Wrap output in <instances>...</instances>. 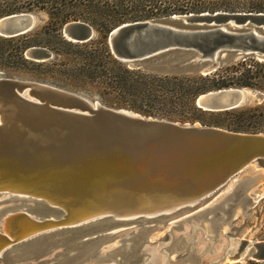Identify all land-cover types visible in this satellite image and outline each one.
<instances>
[{"label":"water","instance_id":"95a60500","mask_svg":"<svg viewBox=\"0 0 264 264\" xmlns=\"http://www.w3.org/2000/svg\"><path fill=\"white\" fill-rule=\"evenodd\" d=\"M35 23L29 12L3 15L0 35L24 33ZM62 33L83 42L93 29L70 21ZM107 41L115 57L129 65L205 75L246 55L264 61V12L214 11L124 22L109 31ZM25 55L43 60L49 53L30 47ZM253 100L256 94L248 88L224 87L199 94L195 103L203 110L224 111ZM0 119V192L25 206L16 211L0 207V264H158L150 239L161 215L197 202L250 163L264 172V132L144 116L33 81L0 76ZM136 173L146 177L143 187L187 178L197 189L163 208L129 212L107 192L92 194L105 186L117 192L115 184ZM96 177L109 184H97ZM56 181L58 188L47 187ZM262 195L236 190L222 199L252 203ZM178 236L188 249L187 232ZM114 240L120 246L115 252L107 247ZM229 241L226 248L209 251L204 261L264 262V239ZM114 255L119 257L110 262Z\"/></svg>","mask_w":264,"mask_h":264},{"label":"rangeland","instance_id":"374dc122","mask_svg":"<svg viewBox=\"0 0 264 264\" xmlns=\"http://www.w3.org/2000/svg\"><path fill=\"white\" fill-rule=\"evenodd\" d=\"M28 12L36 17L35 26L31 30L39 31L48 19L47 13L43 10ZM91 28L93 29L91 38H96V31L93 27ZM62 29L63 26L60 28V32ZM62 35L63 33H61ZM64 37L66 36L63 35ZM34 39L47 45L44 50L49 55L43 60H34L32 63H23L13 68L1 67V77L26 79L46 84L77 94L92 103L98 102L107 107L121 108L144 116L179 123L219 126L233 131L264 132V121L244 120L238 113V110L253 107L264 99V94L257 89L245 87L255 92L256 100L233 108V111L224 113L223 111H207L199 107V109H194L189 102L181 99L180 95L166 92L170 83L159 78L165 74L170 76L169 72L142 67L138 72L133 70L134 73L130 75L134 80L126 81L129 83L127 87L118 88L116 82L113 84L116 80L112 78V75L99 76L93 72V68H86L82 60L84 53L82 47L64 43L53 31L48 34L34 35ZM121 66L128 69L138 68V66L135 67L127 63ZM118 70L120 75H125L120 71L121 69ZM143 74H146L148 78L144 79ZM162 92L167 94L162 96ZM198 95L194 98L195 105ZM256 127L258 129L255 130ZM252 165L253 163H250L247 165L248 167L245 166L231 175L223 184L197 202L161 215V219L155 221L154 226L157 229L150 239V247L154 249L153 252L157 255L156 259L159 258L158 264L162 263V257L167 252H171L175 248L177 250H174L169 258L164 259V264H212L210 261H204V257L209 255V251L213 253L212 251H216L220 247L226 248L230 245L231 238L264 239V195L252 203L238 199L228 202L222 199L223 196L236 190L254 194L264 191V172ZM255 174L257 175L255 176ZM0 207L2 210L8 211L25 210L24 205L7 198L1 192ZM230 211H234V215H231ZM167 230L173 234L172 239L169 232H166ZM184 232H187L188 249L182 247V240L180 241L178 236L179 233ZM118 245L119 243L114 240L108 243L107 247L108 249L114 248L115 252L119 250L120 246ZM114 256L110 262L116 261L119 257L118 255ZM246 261L226 264H244Z\"/></svg>","mask_w":264,"mask_h":264},{"label":"trees","instance_id":"16d2710c","mask_svg":"<svg viewBox=\"0 0 264 264\" xmlns=\"http://www.w3.org/2000/svg\"><path fill=\"white\" fill-rule=\"evenodd\" d=\"M43 10L48 19L39 31H26L13 36L0 35V68H13L34 60L25 56L30 47L44 49L47 45L34 39V35L48 34L53 31L70 46L82 47V60L86 68H93L96 75L108 74L116 81L118 88L129 85L134 80L133 70L122 68L125 63L112 53L107 41L109 31L115 26L135 20L157 19L173 14H211L214 11L227 12H264V0H0V17L16 12ZM81 21L96 31L97 37L83 42H73L61 36L60 28L67 22ZM116 67V69H115ZM136 67V66H135ZM121 69L125 75H120ZM171 73V72H169ZM144 79L148 78L143 74ZM163 75V81L170 83L166 92L180 95L194 109V98L208 90L224 87H249L264 94V61L246 55L235 61L227 62L205 75L171 73ZM108 84V83H107ZM128 84V85H127ZM165 96L167 93H161ZM179 99V98H177ZM233 111L224 110L223 112ZM244 120L264 121V99L253 107L238 110ZM258 129L257 127L255 130ZM244 264H264L247 260Z\"/></svg>","mask_w":264,"mask_h":264},{"label":"bare ground","instance_id":"6f19581e","mask_svg":"<svg viewBox=\"0 0 264 264\" xmlns=\"http://www.w3.org/2000/svg\"><path fill=\"white\" fill-rule=\"evenodd\" d=\"M26 80V79H25ZM35 105H40L41 101L36 100L34 101ZM69 112L71 113H76L77 115H88L86 112L82 110H72L69 109ZM1 120V119H0ZM219 127V126H218ZM252 164V163H251ZM155 165L153 164L152 167ZM248 167V166H247ZM257 168V167H256ZM258 169V168H257ZM259 171V170H258ZM257 171V172H258ZM261 171V170H260ZM262 173V172H261ZM260 174V173H259ZM257 174H255L256 176ZM262 176V175H260ZM98 178V179H97ZM101 177H96L97 184H103L104 185L109 184L106 182V180L98 181ZM172 176L169 175L167 179H171ZM174 178V177H173ZM77 179H72V181H76ZM173 180V179H172ZM168 181V180H167ZM146 183V177H144L140 173H136L131 179L129 178L128 180H125L123 182H118L115 184L116 186L114 187L117 192L109 190V187H104L102 190H94L92 194H104V192H107L110 194L109 197L110 200H115V202L119 205L121 209H123L126 212L129 211H137V210H154L158 208H163L167 205L173 204L175 201H177V198H181L184 194H188L192 192L193 190L197 189L194 184L190 183L187 181V178L185 179H180V182H177V184H167L164 185L163 182H156L152 185H148L146 187H143V184ZM7 185H10L6 183ZM48 188H58L59 183L56 182H50L46 184ZM108 186V185H107ZM11 187L14 188H19V185L16 186L13 184ZM60 189V188H59ZM47 190V188H46ZM104 191V192H103ZM70 192V191H69ZM88 193L91 192V190L87 191ZM84 193V194H87ZM66 193V192H65ZM71 193V192H70ZM70 193H68L70 195ZM96 195V196H97ZM127 196L133 197L132 199L127 200ZM76 202V201H74ZM74 206H77L76 208H79V204H75ZM90 211L96 210L95 208L89 209ZM227 243V242H226Z\"/></svg>","mask_w":264,"mask_h":264}]
</instances>
